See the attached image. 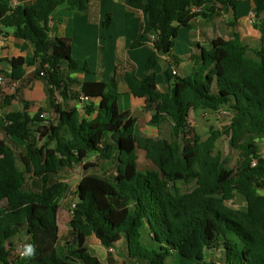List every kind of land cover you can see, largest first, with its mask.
Returning <instances> with one entry per match:
<instances>
[{"label": "trees", "instance_id": "16d2710c", "mask_svg": "<svg viewBox=\"0 0 264 264\" xmlns=\"http://www.w3.org/2000/svg\"><path fill=\"white\" fill-rule=\"evenodd\" d=\"M88 1L0 0V35L13 28L15 37L35 44V74L45 75L61 97V102L51 103L59 115L56 126L42 118L41 110L33 116L11 112L2 126L6 136L25 145L17 150L0 137V264H101L87 246L91 234L107 248L121 245L124 264H167L174 253L194 264H264V37L253 47L243 44L238 34L219 36L208 47L200 46L192 74L172 72L180 60L174 53L179 30L194 27L199 16L208 24L223 14L235 16L241 0H145L154 49L141 82L131 75L126 82L153 109L152 122L171 121L172 139L139 135L137 117L122 119L116 80L64 77V62L71 68L80 63L72 56L70 38L50 37L49 21L61 4L84 10ZM253 4L259 17L264 0ZM142 38L132 47L141 46ZM157 51L168 58V92L158 89ZM3 61L0 57V74ZM8 61L9 78L22 79L26 59ZM93 98H100L99 104ZM75 100L88 114L96 113L94 118H80ZM198 109L231 115L230 144L241 156L236 166L228 168L214 152L221 132L206 139L198 133L188 137L190 112ZM138 148L146 150L157 169H139ZM91 154L107 161L114 172L86 173L79 181L63 255L58 246L60 202L70 185L59 176L78 165L89 170ZM179 183L190 188L183 191ZM237 193L246 198V209L227 201ZM146 224L152 247L142 241ZM23 236L26 242L20 245ZM15 250L27 253L14 255Z\"/></svg>", "mask_w": 264, "mask_h": 264}, {"label": "crops", "instance_id": "0c3cea01", "mask_svg": "<svg viewBox=\"0 0 264 264\" xmlns=\"http://www.w3.org/2000/svg\"><path fill=\"white\" fill-rule=\"evenodd\" d=\"M3 1L15 4L14 0ZM151 23L152 17L146 10L145 0L141 2L89 0L84 10L71 8L68 3H63L51 15L49 35L51 38L57 36L72 40V56L79 61L80 66L71 68L68 62H64L61 72L66 79L71 78L82 82L116 80L119 112L122 119L131 116L137 117L136 132L139 135L160 139L166 137L159 135L161 125L152 122L153 109L147 107L144 98L135 97L126 82L127 75H131L134 80L141 82L146 74L147 65L154 49ZM193 23L194 27H183L179 30L174 48V53L180 58L176 65L177 75L180 77L193 73L196 56L200 54V46L208 47L211 41L219 36L228 39L238 34L243 44L253 47L260 46L264 37V11L258 17L253 0H241L235 16L232 13L223 14L210 24L202 16H199L193 20ZM3 30L4 34L0 35V57L4 58L2 62L4 73L2 75L5 82L0 84V137L7 141L10 139L18 146H21L18 142L21 141L24 146L25 141L17 137H8L2 131V126L7 122V115L11 112L26 111L30 116H33L41 110L48 114L51 124L56 126L59 123V115L54 112L51 103L52 101L61 102V97L58 96L55 86L48 81L45 75L35 74L37 68V63L34 61L35 44L30 40L15 37L13 28ZM184 34L186 38L183 40ZM141 35H143L142 45L132 47L133 41ZM156 55L158 89L168 92L170 88L166 76V69L169 67L168 58L162 51H157ZM19 56L26 59L25 75L22 79L13 81L9 78L11 65L8 60ZM99 102L100 98H93L95 105ZM73 104L78 107L80 118H94L96 113L88 114L84 106L79 108V101L75 100ZM199 110L206 109L191 110V112ZM139 150H143L142 153L144 152L143 154L146 155L145 168L157 169L156 165L148 158L146 150L138 148L137 154ZM86 162L91 164V168L86 170L83 165L75 167H82L79 180L75 187L69 188L66 196L60 202L59 217L62 239L58 246L63 255L67 253L63 239L70 232V208L72 202L76 200L75 191L79 181L86 173L96 172L110 176L109 174L114 172L113 167L107 161L98 159L97 155L94 157L93 154L87 158ZM94 164L97 166L94 167ZM75 168L68 171H73ZM141 231H148L151 241L149 247L154 246L153 234L147 224ZM90 241H95L98 244V251L90 249ZM86 243L89 250L99 257L101 264H106L103 255L108 258L109 264H124L125 254L121 245L107 248L93 234L87 236Z\"/></svg>", "mask_w": 264, "mask_h": 264}, {"label": "rangeland", "instance_id": "374dc122", "mask_svg": "<svg viewBox=\"0 0 264 264\" xmlns=\"http://www.w3.org/2000/svg\"><path fill=\"white\" fill-rule=\"evenodd\" d=\"M186 38V35L184 34L182 36V39L184 40ZM181 46V45H180ZM182 47V46H181ZM45 120H49L48 114L45 113L42 117ZM231 115L229 113H226L225 110L222 111H213V110H199V111H192L191 112V120H190V126L191 131L188 134L189 138H193L196 133H198L202 138L206 139L211 136V134L215 131L221 132L220 138L216 141V147H215V153L220 154L222 156V159L226 162V166L228 168L234 167L238 164L240 160V154L232 149L230 144V133H229V125L231 123ZM171 121L168 118H165L163 122H161V127L159 129V135L160 137H166L168 139L173 138L172 134V124ZM44 123L47 124V121ZM34 135L38 137V133L36 131H33ZM9 143L12 144L17 148V150H22L23 143L21 141H18L21 146L13 143L10 139H8ZM143 150H139V169L141 171L146 172V169L149 170L148 167L145 168L146 163L144 162L146 160V155L142 153ZM261 151L264 153V141H261ZM90 156H93L91 154ZM95 157V154H94ZM82 171L81 168H75L73 171H67L60 175V179L66 183H68L71 186L76 185V183L79 180V175ZM183 191H186L190 188L189 185H186L184 183H179ZM261 193H264V190H260ZM71 199V198H70ZM230 205H232L234 208L237 209H246V198L237 193L234 198L227 200ZM143 233V243L147 246L150 245L151 241L149 238L148 231L142 232ZM146 233V234H145ZM146 235V236H145ZM219 236L222 239V235L219 234ZM26 237L19 238L17 243H20V245H25ZM90 249L93 251H98V244L94 241H90ZM111 250V249H110ZM23 251V250H22ZM22 251H14V255H20V252ZM94 253V252H93ZM103 255V254H102ZM103 260L106 264H109L108 258H105L103 255ZM167 264H191L190 261H187L182 256H180L178 253H174L171 256H169L167 260Z\"/></svg>", "mask_w": 264, "mask_h": 264}, {"label": "built area", "instance_id": "2783aa9c", "mask_svg": "<svg viewBox=\"0 0 264 264\" xmlns=\"http://www.w3.org/2000/svg\"><path fill=\"white\" fill-rule=\"evenodd\" d=\"M14 1L16 2V0H14ZM172 72L176 75L178 74L176 66H172ZM42 74H44V73H42ZM4 82H5V78L2 74H0V84H3ZM84 99H85L84 97H81L80 100H84ZM79 104H80L79 108L83 107V103L81 101H79ZM45 113L46 112L42 113L41 116L43 117V115H45ZM75 206H76V202H72L71 209H70L71 215L73 214V209L75 208ZM25 253H27V251H23L21 254L23 255Z\"/></svg>", "mask_w": 264, "mask_h": 264}, {"label": "clouds", "instance_id": "9594fccd", "mask_svg": "<svg viewBox=\"0 0 264 264\" xmlns=\"http://www.w3.org/2000/svg\"><path fill=\"white\" fill-rule=\"evenodd\" d=\"M28 253L31 254V248H30V247H29V249H28Z\"/></svg>", "mask_w": 264, "mask_h": 264}]
</instances>
